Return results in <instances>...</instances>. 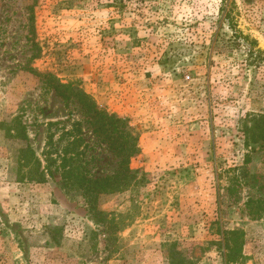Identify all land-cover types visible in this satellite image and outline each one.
<instances>
[{
  "label": "rangeland",
  "instance_id": "rangeland-1",
  "mask_svg": "<svg viewBox=\"0 0 264 264\" xmlns=\"http://www.w3.org/2000/svg\"><path fill=\"white\" fill-rule=\"evenodd\" d=\"M54 81L138 140L137 182L99 198L109 225L60 159L79 136L88 177L120 159ZM261 115L264 0H0V264H228L233 231L264 264V141L243 133ZM28 147L54 150L44 184L19 182Z\"/></svg>",
  "mask_w": 264,
  "mask_h": 264
},
{
  "label": "trees",
  "instance_id": "trees-1",
  "mask_svg": "<svg viewBox=\"0 0 264 264\" xmlns=\"http://www.w3.org/2000/svg\"><path fill=\"white\" fill-rule=\"evenodd\" d=\"M58 97L64 101H69L71 98H76L84 111L88 123L93 128V133L101 143L106 144L109 149L120 159V164L117 172L111 176L94 179L85 175L78 164L80 162V146L83 142L82 136L76 137L74 141L64 149L62 153L61 164L59 166L63 173V178L66 181L67 188L71 191L78 192L87 203L89 210L103 224H111L106 221L103 216L105 214L98 209L99 198L104 195H113L128 191L130 187L136 183L135 173L131 169V161L138 154V140L131 133L125 121L120 118L110 115L107 112L98 109L95 102L81 91L73 92L71 86L63 85L60 82H55L52 85ZM78 132H81L77 128ZM244 135L258 142L264 141V115L255 117L251 128L246 127L243 131ZM26 139V138H24ZM49 145L53 148V141L50 139ZM54 150L48 151L45 157L46 166L43 167L42 160L37 158L31 148L21 151L19 161L20 167V183H36L44 184L47 182V176L51 173L50 168L56 164L53 159ZM24 168H28V172L24 173ZM224 245L227 250L226 262L228 264H245L246 257L243 254L244 241L242 234L238 231L225 232Z\"/></svg>",
  "mask_w": 264,
  "mask_h": 264
}]
</instances>
